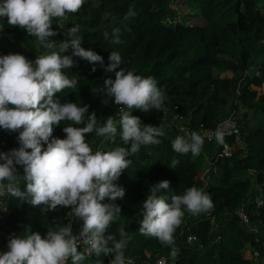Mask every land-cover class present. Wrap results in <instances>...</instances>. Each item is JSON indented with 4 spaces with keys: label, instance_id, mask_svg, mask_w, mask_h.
Listing matches in <instances>:
<instances>
[{
    "label": "trees",
    "instance_id": "trees-1",
    "mask_svg": "<svg viewBox=\"0 0 264 264\" xmlns=\"http://www.w3.org/2000/svg\"><path fill=\"white\" fill-rule=\"evenodd\" d=\"M176 1L183 0H85L78 12L66 14L64 20L53 19L52 28L58 35L50 39L57 42L67 39V30L80 25L81 47L102 56L104 66L109 63L110 53L118 52L123 64L117 71L124 68L144 78L153 77L167 97L166 118L171 120L174 113L182 118L173 120L174 126L162 127L165 134L158 137L160 144L142 145L136 155L126 157L131 163L114 182L125 190L124 197L114 201L121 212L108 233L115 234L117 239L121 231L126 234L125 258L131 264H147L159 254L167 256V264L169 261L172 264H264V202L257 205L255 200L264 193V92L257 95L252 89L253 85L264 82V4L260 7L258 0H186L185 7H195L191 12L174 7L172 3ZM129 7L137 15L127 22L126 30L122 28L121 42L113 44L105 40L103 33L111 34L114 27H120ZM21 46L32 57L48 52L36 37L0 18V56L18 54ZM258 53H262V60L253 68ZM71 54L69 49L61 55ZM73 60L74 66L62 71L77 80L76 87L56 93L53 99L61 104L88 105V114L95 112L97 122L106 123L121 107L103 92L104 81L114 80L115 72H106L98 62L93 65L80 57ZM93 66L95 72L91 71ZM106 99L107 104L103 102ZM232 103L243 107L244 115L233 117L238 133L226 137L232 146L230 155L220 154L221 145L216 141H204L203 149L212 153L206 166L202 152L193 157L191 153L181 155L173 151L171 142L181 136L177 134L176 123L183 122L191 133L200 134L229 116L227 108ZM160 113L156 109L132 111L142 126L161 127L157 122ZM69 125L71 121H61L54 126L49 142L53 138H65L63 128ZM119 133L117 124L115 142L104 138L103 152L130 147L123 143ZM17 137L18 132L0 129V152L19 148ZM85 139L92 147L99 136L93 132L86 134ZM42 145L47 147L44 142ZM174 160L178 163L173 168ZM16 167L23 176V167ZM205 167L208 168L204 171ZM163 180L170 181V189L158 195L165 196L168 202L171 195H182L188 188L196 187L209 194L214 204L213 210L197 216L185 210L186 218L183 217L174 233L178 249L175 258L170 254L171 247L139 232L141 204L150 194V187ZM19 187L24 190L23 180ZM240 206L246 209L248 224H243L237 214ZM43 207L9 195L5 215L0 220V247L8 245L13 235L21 234L23 238L38 232L44 236L48 229L55 230L65 224L70 208L58 206L55 211L42 213ZM187 232L195 234L201 246L187 245ZM112 258L103 254L89 257L90 264H96L97 260L109 264Z\"/></svg>",
    "mask_w": 264,
    "mask_h": 264
},
{
    "label": "clouds",
    "instance_id": "clouds-1",
    "mask_svg": "<svg viewBox=\"0 0 264 264\" xmlns=\"http://www.w3.org/2000/svg\"><path fill=\"white\" fill-rule=\"evenodd\" d=\"M85 0H0V18H6L13 27L26 30L36 37L39 45L48 50L47 54L32 61L20 54L0 56V129L18 132L19 148L0 152V197L11 195L32 206H41L42 213L57 210L58 206L71 209L73 219L82 221L78 234L73 233L69 222L58 229H48L42 236L31 233L25 237L13 236L8 241V251L0 253V264H81L85 252L89 255L113 258L109 264H131L126 261L125 249L128 238L121 231L120 239L108 233L121 209L112 201L123 198L125 190L115 181L127 169L141 146L158 145L164 136L162 127L143 125L139 117L132 115L134 109L149 112L152 109L163 111L165 93L157 87L153 77L144 78L133 71L120 68L123 64L118 52H111L109 63L104 66L103 57L92 50L81 47L80 25L67 30L60 42L50 39L58 35L53 30V19H65L66 14L76 13ZM137 15L129 7L120 27H114L111 34L103 33L105 40L119 44L121 30L127 29V22ZM71 49V55H61ZM73 57H80L95 65L100 63L106 72H115V79L104 81V95L120 107V139L130 147H116L107 152L93 153L86 134H95L115 142L117 121L111 116L102 126L98 125L95 112L88 114V105L76 103L61 104L54 100L56 93L74 89L75 78H69L62 70L74 66ZM91 71L95 72V66ZM108 103V99L103 101ZM87 114V118L85 116ZM61 121H71L72 125L63 128L66 137H52L53 127ZM217 144H224L225 133L219 129L214 133ZM42 142L47 147L43 148ZM204 138L192 132L189 138L177 136L171 146L174 152L193 157L199 156ZM30 149L31 151H28ZM178 161L174 160L171 167ZM17 165L23 167V176L17 173ZM23 180L25 188L19 187ZM170 189V181L163 180L150 187L142 202V220L139 232L156 239L161 245L171 247V256L178 255L174 233L180 227L187 213L197 216L214 208L209 194L191 187L182 195L173 194L170 202L162 190ZM108 203H104L105 200ZM86 246L85 252L78 247ZM96 264H103L97 260Z\"/></svg>",
    "mask_w": 264,
    "mask_h": 264
},
{
    "label": "built area",
    "instance_id": "built-area-1",
    "mask_svg": "<svg viewBox=\"0 0 264 264\" xmlns=\"http://www.w3.org/2000/svg\"><path fill=\"white\" fill-rule=\"evenodd\" d=\"M18 54L23 55L25 58L32 61L33 64H34L36 57L41 56V54L37 53L36 56L32 57V55H30V53L27 50H20ZM120 110H121L120 107L117 108L113 112V114L111 115V117L115 121H117V124H118V121L120 119V115H119ZM180 117H181V115L179 113H174L172 119L175 121H179L178 118H180ZM165 118H166V111L163 110V111H161L160 114H158V116H157L158 121L157 122L160 124L159 120H162ZM180 119L182 120V118H180ZM176 127H177V134H180L181 136H184L185 138L190 137L191 132H190L189 128L183 122H181V123L178 122ZM217 129H219L225 133V142H224V144L221 145L220 154L230 155L232 152V146L226 141V137L231 135V134L238 133L237 122L232 116H227L225 118H222L214 128H207V129L201 130L200 135L204 138L205 142L216 141L214 133L217 131ZM103 139H104L103 137H99V139L92 145L91 148H92L93 153H95L97 150L103 152V145H102ZM8 197H9V195H5L3 197H0V220H2L4 215H5V205H6V201H7ZM255 200H256L257 205L263 204L264 193L261 197L257 195ZM108 202L109 201L107 199L104 201V203H108ZM112 203H114V201H112ZM237 214H238V216H239V218L243 224H248L247 212H246V209L243 208V206H240L237 209ZM69 222L72 223L73 233L78 234L80 231L81 225H82V221L73 219V217L71 215V209H69L67 214H66L65 224H67ZM185 242L189 246H193V245L194 246H196V245L201 246L196 235L193 233H190V232L185 233ZM85 249H86V246L83 244H81L78 247V251H81V252H85ZM7 251H8L7 245H2L0 247V253H4ZM254 253L257 254V251H255ZM85 255H86V257L91 256V255L87 254L86 252H85ZM128 260H130V259H127V261ZM70 261H71V258H69L68 261H66V264H68ZM147 264H167V256L165 254L156 255Z\"/></svg>",
    "mask_w": 264,
    "mask_h": 264
},
{
    "label": "rangeland",
    "instance_id": "rangeland-1",
    "mask_svg": "<svg viewBox=\"0 0 264 264\" xmlns=\"http://www.w3.org/2000/svg\"><path fill=\"white\" fill-rule=\"evenodd\" d=\"M186 0H183V1H176V2H173L172 3V5L174 6V7H176L177 9H179V10H189V11H194L195 9V7L193 6V7H191V6H189V5H187L188 6V8L187 7H185V5H184V2H185ZM178 2H180V3H178ZM264 4V1L263 0H258V5H260V7H262V5ZM62 20H64V19H62ZM21 49L20 50H27V49H25L24 47H20ZM262 60V53H258L256 56H255V58H254V60H253V68H254V66H256V64L258 63V62H260ZM252 68V69H253ZM228 74H230V73H227L226 75H228ZM252 89H255L256 90V92H257V95L258 94H260V93H262V92H264V82L260 85V86H255V85H253L252 86ZM240 106V105H239ZM239 106H237V107H235V105H233V103L232 104H230L229 106H228V111L230 112V115L229 116H232V117H235V118H242V116L244 115V108L243 107H239ZM249 115H252L251 114V112L249 113ZM259 116V115H258ZM159 122H160V125H161V127H166V126H168L167 128H169V127H171V125L170 124H172V125H174V122H173V119L171 118V120H169V119H167L166 118V120L165 121H162V120H159ZM103 124H105V123H103ZM102 123H98V125L99 126H102L103 125ZM176 125H177V123H176ZM46 149V148H45ZM202 153L204 154L203 155V157H204V160H205V166L207 165V163H208V160L212 157V153H211V151L209 150V149H203L202 150ZM207 168L208 167H205L203 170L205 171V170H207ZM201 179H203V177H204V173H202L201 175ZM186 217H184V219H185ZM214 224H216V221L214 222ZM13 236H21L22 237V235L21 234H17V235H13ZM169 259V258H168ZM90 262H91V259H89V257H87V258H85V260H83L82 262H81V264H90ZM169 264H172V262L171 261H169Z\"/></svg>",
    "mask_w": 264,
    "mask_h": 264
},
{
    "label": "crops",
    "instance_id": "crops-1",
    "mask_svg": "<svg viewBox=\"0 0 264 264\" xmlns=\"http://www.w3.org/2000/svg\"><path fill=\"white\" fill-rule=\"evenodd\" d=\"M170 125H171V126H174L175 124H174V125L170 124Z\"/></svg>",
    "mask_w": 264,
    "mask_h": 264
}]
</instances>
